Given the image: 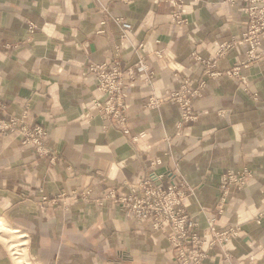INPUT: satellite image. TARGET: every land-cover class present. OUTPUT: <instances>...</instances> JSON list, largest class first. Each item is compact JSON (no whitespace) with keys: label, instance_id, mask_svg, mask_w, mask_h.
I'll return each instance as SVG.
<instances>
[{"label":"crops","instance_id":"0c3cea01","mask_svg":"<svg viewBox=\"0 0 264 264\" xmlns=\"http://www.w3.org/2000/svg\"><path fill=\"white\" fill-rule=\"evenodd\" d=\"M183 1L0 0V119L47 133L39 150L0 132V264H17L15 238L30 264H179L169 230L106 197L152 173L187 192L202 264H264V38H251L244 6ZM139 59L122 125L95 104L108 97L92 68ZM185 81L202 93L191 122L169 100ZM246 169L224 195V175ZM212 221L230 240L212 245Z\"/></svg>","mask_w":264,"mask_h":264},{"label":"built area","instance_id":"2783aa9c","mask_svg":"<svg viewBox=\"0 0 264 264\" xmlns=\"http://www.w3.org/2000/svg\"><path fill=\"white\" fill-rule=\"evenodd\" d=\"M173 5L182 7L183 0H168ZM232 4L246 7L249 21V31L251 38L255 44H259L264 38V0H227ZM119 21V19L117 20ZM36 25L30 23V29L33 31ZM132 28L130 23H122V34L126 36V31ZM162 57L163 53H159ZM98 71L99 87L107 95L105 102H97L108 117L117 119L122 125L127 122L126 100L128 98V86L126 78L134 79L137 72H146L147 66L143 59L132 67L124 70L119 61L112 65H99L94 67ZM150 76L148 80L150 81ZM187 81L184 82L181 89L172 93L169 100L180 105L183 112V121L190 122L195 120L196 115L193 111V101L196 97L202 95L201 89H191L188 87ZM162 99L151 97L147 103L148 107H157ZM0 107H3L0 102ZM4 108V107H3ZM15 131L21 132L23 135V143L28 146L42 149L44 138L47 133L43 127H18L16 119H0V132ZM252 176L249 169L243 173L236 174L228 171L224 175L222 188L224 195H228L232 185L243 186ZM90 194V192H88ZM106 197L118 204L128 217L138 220H149L152 228L156 231H170L169 239L175 248L177 260L179 264H202L207 257L204 251L203 239L197 231V223L190 217L184 208V201L187 192L178 187L175 183L171 188H165L162 184V177L156 174L150 175L147 179L138 181L130 186V190L126 194H119L115 189H111ZM225 198L221 199L223 203ZM211 232L214 234L213 244L228 241L231 232H220L216 229L215 223L211 222ZM264 251V242L262 246Z\"/></svg>","mask_w":264,"mask_h":264},{"label":"rangeland","instance_id":"374dc122","mask_svg":"<svg viewBox=\"0 0 264 264\" xmlns=\"http://www.w3.org/2000/svg\"><path fill=\"white\" fill-rule=\"evenodd\" d=\"M119 18H117L116 19V22L118 23V25L121 27V32H120V35L123 37V38H127V33H128V31H130V30H128V31H126V36H123V34H122V23L123 22H125V21H123L122 19H119V21H117ZM144 60V59H143ZM145 62V61H144ZM97 66H99V65H97ZM96 67V66H95ZM93 69V71H95V72H97L98 73V71H96V70H94V67L92 68ZM125 70V69H124ZM97 79H98V76H97ZM135 79V78H134ZM98 82H99V80H98ZM100 88V87H99ZM101 90V89H100ZM97 102H101V101H95V104L97 105ZM98 106V105H97ZM180 106V105H179ZM99 107V106H98ZM158 107V106H157ZM151 108V107H150ZM155 108V107H154ZM99 109L101 110V108L99 107ZM104 113V112H103ZM105 114V113H104ZM125 114H126V111H125ZM106 115V114H105ZM127 117V116H126ZM194 121V120H193ZM191 122V121H190ZM23 142V141H22ZM23 145H25L24 143H23ZM25 146H28V145H25ZM29 147V146H28ZM30 147H32V146H30ZM152 174H155V173H152ZM151 174V175H152ZM157 175V174H156ZM157 176H159V177H162V179H163V176H161V175H157ZM145 180V179H144ZM88 192H90V194L88 193ZM91 193H92V191L90 190V189H87V190H85V191H83V192H81V194H78V196L80 197V198H86V199H90V195H91ZM109 193V192H108ZM124 211V210H123ZM16 240H15V242H13V243H10V245H8V247L11 249V252L13 253V257H14V259H15V261H16V263L17 264H30V262H29V259H28V255H27V252H26V247L24 246V239L23 238H20L18 241H17V238H15Z\"/></svg>","mask_w":264,"mask_h":264}]
</instances>
